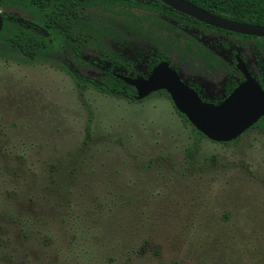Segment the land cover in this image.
Wrapping results in <instances>:
<instances>
[{
	"label": "rangeland",
	"instance_id": "374dc122",
	"mask_svg": "<svg viewBox=\"0 0 264 264\" xmlns=\"http://www.w3.org/2000/svg\"><path fill=\"white\" fill-rule=\"evenodd\" d=\"M3 9L39 22L31 6ZM81 18L103 36L43 31L37 58L4 49L9 28L0 35V264H264V129L212 141L165 91L128 99L65 69L143 77L159 52L217 102L242 80L232 56L255 69L264 38L102 0ZM119 22L134 30L115 37Z\"/></svg>",
	"mask_w": 264,
	"mask_h": 264
},
{
	"label": "trees",
	"instance_id": "16d2710c",
	"mask_svg": "<svg viewBox=\"0 0 264 264\" xmlns=\"http://www.w3.org/2000/svg\"><path fill=\"white\" fill-rule=\"evenodd\" d=\"M101 0H0V7L6 2L16 3L26 7L31 6L37 10L38 24L31 19L19 15L18 12H12L6 9L0 10L2 17V32L9 28V33L4 37L2 46L9 51H15L21 54L26 59L39 57L48 46L47 39L43 37V31L56 30L66 36L69 40L74 41L79 39L80 32L77 28L84 27L87 30L103 36L104 32L97 27L89 25L82 20L81 14L85 7ZM103 2L122 5L128 9L132 8H148L153 7L159 13L175 16L183 21H192L205 25L203 22L176 11L162 3L160 0H102ZM205 10L228 16L233 19L249 21L255 24L264 25V0H187ZM121 31L115 33V37L124 38L125 34H130L134 26L130 23L119 22ZM75 53H78L77 47L73 46ZM110 53V52H109ZM116 57L118 53L114 52ZM162 59H168V56L163 53H157L151 60V65H155ZM65 69L78 83H87L93 85L98 90L115 96H125L128 99L135 98V89L128 85L114 74L112 64L107 66L103 72V77L91 79L81 75L75 67L69 63L65 65ZM165 91V90H158ZM166 92V91H165ZM183 115V114H182ZM253 126H259L264 129V117L258 119ZM251 126V127H253ZM195 135H202L193 127ZM86 135H89L87 128ZM203 136V135H202ZM238 138V137H237ZM235 138V139H237ZM193 151V146L187 148V153ZM145 246H139L138 252L142 251ZM153 255L158 256V249L152 248ZM159 264H163L159 261ZM169 264H177L175 261H170Z\"/></svg>",
	"mask_w": 264,
	"mask_h": 264
},
{
	"label": "water",
	"instance_id": "95a60500",
	"mask_svg": "<svg viewBox=\"0 0 264 264\" xmlns=\"http://www.w3.org/2000/svg\"><path fill=\"white\" fill-rule=\"evenodd\" d=\"M170 8L214 27L232 32L264 36V25L227 18L205 10L187 0H160ZM2 17L0 15V30ZM238 68L245 80L239 83L221 101L203 100L198 93L182 81L167 61L158 62L146 77L117 74L135 89L137 99L157 90H165L176 110L208 139L227 142L240 136L260 117H264V89L247 72L239 60Z\"/></svg>",
	"mask_w": 264,
	"mask_h": 264
},
{
	"label": "flooded vegetation",
	"instance_id": "af4514ba",
	"mask_svg": "<svg viewBox=\"0 0 264 264\" xmlns=\"http://www.w3.org/2000/svg\"><path fill=\"white\" fill-rule=\"evenodd\" d=\"M211 12V11H210ZM215 13V12H214ZM217 14V13H216ZM219 15H221V14H219ZM221 16H223V15H221ZM224 17H227V18H230V17H228V16H224ZM193 18V17H192ZM231 19H233V18H231ZM235 20H237V19H235ZM198 21V20H197ZM238 21H242V20H238ZM189 23H192V24H196V25H199V26H203V27H207V28H211V29H215V30H218V31H222V32H225V33H228V34H232V35H237V36H241V37H250V38H259V39H261V38H264V36H256V35H249V34H242V33H237V32H232V31H228V30H225V29H221V28H218V27H214V26H211V25H209V24H206V23H204L205 25H201V24H199V23H196V22H192V21H188ZM201 22V21H200ZM245 22H249V21H245ZM250 23H252V22H250ZM255 24V23H254ZM260 44H261V46L259 47L260 49H263L262 47H264V44L262 43V42H260ZM168 56V55H167ZM163 60H165V61H167L168 62V64L170 65V67L171 68H173L175 71H177V73L179 74V72H178V70H177V68L176 67H174V66H172L171 64H170V61H169V56H168V59H162V60H160V61H163ZM241 61L243 64H244V66H245V68H246V70H247V72L249 73V75L253 78V79H255L256 81H257V83L261 86V88L262 89H264V82H262V80H264V57L263 56H261L259 59H258V61H256L255 62V64H257L256 65V68L255 69H251V71L249 70V68L246 66V64H245V62H244V60L239 56V55H237V54H234L233 56H232V58H231V60H230V63L231 64H234L235 65V67H236V70L237 71H239L240 72V74H241V76H242V80L241 81H239V82H236V83H234L233 85H232V87H230L229 89H228V91L226 92V95L225 96H227L239 83H241L242 81H244L245 80V76H244V73L238 68V66H237V64H238V61ZM160 61H158V62H160ZM157 62V63H158ZM156 63V64H157ZM155 64V65H156ZM154 65V66H155ZM112 67H113V65H112ZM113 71H114V68H113ZM114 74H115V76L117 77V74H120V73H117L116 71H114ZM122 74V73H121ZM124 75H128V76H132V75H129V74H124ZM147 76V75H146ZM146 76H143V77H146ZM132 77H136V76H132ZM179 77H180V79L182 80V81H184L186 84H188L190 87H192L197 93H198V95L200 96L201 94L199 93V91H198V89L194 86V85H192V84H190V83H188V82H186L182 77H181V75L179 74ZM117 78H119V77H117ZM120 79V78H119ZM122 80V79H121ZM123 81V80H122ZM158 91V90H157ZM135 94H136V92H135ZM168 94V93H167ZM224 96V97H225ZM223 97V98H224ZM222 98V99H223ZM221 99V100H222ZM204 100V99H203ZM221 100H219V101H221ZM207 101H209V100H207ZM219 101H217V102H219ZM211 102H213V101H211ZM217 102H214V103H217ZM261 118V117H260ZM259 118V119H260ZM253 126V125H252Z\"/></svg>",
	"mask_w": 264,
	"mask_h": 264
}]
</instances>
